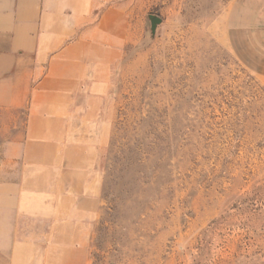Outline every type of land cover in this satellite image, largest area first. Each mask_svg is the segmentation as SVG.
<instances>
[{"label": "rangeland", "instance_id": "rangeland-1", "mask_svg": "<svg viewBox=\"0 0 264 264\" xmlns=\"http://www.w3.org/2000/svg\"><path fill=\"white\" fill-rule=\"evenodd\" d=\"M117 2L127 40L65 178L95 195L91 264H264V0Z\"/></svg>", "mask_w": 264, "mask_h": 264}, {"label": "crops", "instance_id": "crops-1", "mask_svg": "<svg viewBox=\"0 0 264 264\" xmlns=\"http://www.w3.org/2000/svg\"><path fill=\"white\" fill-rule=\"evenodd\" d=\"M126 40L117 0H0V264H91L95 195L65 178Z\"/></svg>", "mask_w": 264, "mask_h": 264}]
</instances>
